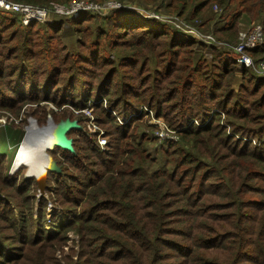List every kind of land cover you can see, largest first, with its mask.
I'll return each instance as SVG.
<instances>
[{"label":"trees","instance_id":"1","mask_svg":"<svg viewBox=\"0 0 264 264\" xmlns=\"http://www.w3.org/2000/svg\"><path fill=\"white\" fill-rule=\"evenodd\" d=\"M13 1L58 10L73 0ZM143 1L160 3L170 14L201 26L213 25L217 43H200L202 51L211 49L212 57L202 51L199 55L198 43L170 26L125 10L102 17L107 28L96 34L85 26L95 15L68 17L83 39L77 55L55 56L59 24L46 25L48 36H40V44L31 38L38 23L24 25L18 45L9 46L17 40L16 34L6 36L15 23L4 26L8 15L0 11V109L33 102L35 97L26 92L30 80L28 88L51 93L56 88L60 95L67 64V88H75L81 75L91 79L90 95L74 106L93 107L109 140L106 151H101L82 129L73 130L74 152L59 147L50 152L62 173L49 172L47 192L66 209H75L77 216L60 226L58 235L30 236L32 207L15 206L30 214L19 226L13 220L11 229L18 233L0 238V264H62L54 251L69 241L71 231L80 246L74 264H225L214 255L216 249L229 256L233 250L231 264H264V78L245 69L246 85L238 91L232 87L240 20L248 15L264 29V0ZM249 53L255 61L264 60V43ZM150 65L157 68L156 74ZM142 106L163 117L172 129H183L179 142L164 145L165 163L155 170L148 143L158 137L150 134L149 140L139 132V123L149 120L144 118L147 112L126 124L111 112L129 115ZM255 140L263 143L256 145ZM13 146L0 153V196L7 189L20 194L25 187L16 175L24 166L8 173L10 163L5 160ZM30 200L23 197L26 204ZM0 204L11 207L8 201Z\"/></svg>","mask_w":264,"mask_h":264},{"label":"rangeland","instance_id":"2","mask_svg":"<svg viewBox=\"0 0 264 264\" xmlns=\"http://www.w3.org/2000/svg\"><path fill=\"white\" fill-rule=\"evenodd\" d=\"M9 2H14L13 0H7ZM78 2H83V7H87L86 13H90L95 15V17L91 16L88 17L90 20L85 22V26H88L87 28H90L93 33H97L101 30H106V24L105 21L102 20V17L107 16L109 12L112 10H125L128 12H135L141 15L144 18L153 19L158 22H161L165 25H168L174 30L175 32H178L182 35H185L189 38L194 39L198 45L197 53L200 55L199 52L202 51V46H200V41L198 39L191 35L188 32V29L193 30L196 32V34L201 37L205 38L209 35L213 36L216 40L218 34L214 32V26L212 25L211 29L208 26H201L199 22H191L186 20L185 18H180L177 14H170L168 11L165 10V7L161 6L160 3L158 5L148 4L146 1L143 0H133L129 1H121V0H106L103 3H98L93 0H76ZM105 3V4H104ZM109 3L113 4L112 7L107 6ZM94 4L91 8L90 6ZM155 6V7H154ZM161 7V8H160ZM216 5H214L213 10H216ZM40 8V7H39ZM157 8L161 10V13L157 11ZM43 9V8H42ZM71 9H73V6H71ZM3 11V10H0ZM49 12V17L46 21L40 22V21H34L33 23H38V25H35L33 27V34L31 36L32 39L37 40L40 44V36L43 38H46L48 35L46 34V25L53 24H59L55 31V37H54V44L56 46L55 51H57V54L55 56H63L64 53L68 52V54H71L72 56H75L78 54V46L79 42L83 39V34H80L76 31L75 27L72 25V23L68 20V14L70 8H60L57 10H53L50 8L49 10H46ZM216 12V11H215ZM3 13H6L7 21L3 23L4 26L12 25V23H15L8 31H7V38L12 35H17V40L10 41L8 43L9 46L18 45V40L21 39V34L24 30V25L28 26L27 23L23 21V16L18 13L3 11ZM164 13H169V15H165ZM97 16V17H96ZM100 16V17H99ZM74 20V19H72ZM188 21V22H187ZM63 22V24H62ZM254 23H261L258 21H251V18L247 15L243 17L240 20V31H244L246 29H249L252 27V24ZM30 25V24H29ZM47 25V26H48ZM223 25V22L219 24L218 26L221 27ZM217 35V36H216ZM107 40V39H106ZM105 39L102 41V46H106L108 42ZM92 42H95L92 41ZM219 42V41H218ZM216 44V43H214ZM38 47V49H37ZM40 45L36 46V52L40 51ZM195 48V47H194ZM64 50V52H63ZM204 54L208 53L207 58L212 57V52L209 47H207L204 51H202ZM36 59L38 60V56L36 55ZM65 63V62H64ZM44 64V63H43ZM42 64V65H43ZM67 64H65V72L62 74V85L64 87V90L60 95H58L59 90L55 88V91L51 93L50 91H44L42 87L38 88L34 86L32 89L28 88L30 87L31 83L33 81H28V87L26 92L31 93L33 97H35V100L31 103H22L20 102L17 106L9 109H0L3 112H8L10 116V122L8 125L4 127H0V153L1 152H8V150L13 146L12 151L9 153V157L6 158V162L9 164V174H14L16 171L12 169V165L15 161L16 153L18 150V146L21 144L22 140L25 139V136L30 134V130H32L30 127L32 126V123L37 124L38 128H43L46 126L48 115L52 114L53 117L56 118V120L61 121L65 120L67 118H71L72 120H77L79 125L81 126V131L88 136L92 142L101 150L106 151L107 146H102L99 144L98 138L101 136V134L104 132L105 129L100 126L96 120V114L94 113V109L91 110V116L84 113H76L73 109L77 110H83V109H77L76 106H74L75 103L83 102V100L86 97V94L91 93V85L87 84L88 80H91L89 76L81 75L79 76V81L76 84L75 88H70L66 86V82L64 80L65 76L70 72V69L67 68ZM150 70L153 72V74H156L157 68L154 65H150ZM236 80L234 81L232 87L238 91L241 87L246 85L245 80L242 77V73L245 70V68H241L240 66L236 65ZM38 67V66H37ZM43 68L47 69V63L43 65ZM128 68V67H127ZM125 69L127 72L128 69ZM106 70V69H105ZM123 70V69H122ZM42 72L43 70L40 69ZM45 75H47V72H44ZM121 74L122 71H121ZM22 86L21 82L17 81L16 87L20 88ZM70 88V89H69ZM95 90H93L91 95H95ZM49 96H53V98H56V100L50 99ZM102 101L105 103L106 99H102ZM55 102H60L64 105H58ZM91 104V102H90ZM135 116L132 117L134 119L139 118L142 115L141 108L133 113ZM133 114L127 115L125 111H122L120 115L123 117V115H126L128 117L133 116ZM143 116V115H142ZM173 113L170 115V117L173 118ZM91 117L94 119L93 122L95 125L100 127L101 131L99 133H94V131H97L93 125V122L91 121ZM130 118V119H132ZM144 118L147 117L144 115ZM144 119V120H145ZM152 120V119H151ZM158 120L165 121L163 117L157 118V120H152L153 123L148 122L147 123H139L140 127V134L144 136H147V138L150 140V134L155 137L156 136V128H149V125H155V122H158ZM130 120L127 121V123ZM149 124V125H148ZM167 124V123H166ZM168 125V124H167ZM170 128V138L163 139L157 142L150 141L148 144L151 146L148 148V152L151 153V156L155 159L156 164L152 166V170H155L159 167H163L165 163V155H166V149L164 146L167 142H179L180 141V129H172ZM30 128V130H28ZM154 129V130H153ZM185 129V128H184ZM30 131V132H28ZM73 131V130H71ZM38 134V132L36 133ZM34 134V135H36ZM155 135V136H154ZM104 136L108 139V137L104 134ZM103 136V137H104ZM69 137L72 139H75L77 137V134L75 131L71 132L69 134ZM171 139V140H169ZM7 143V144H6ZM254 143L256 145H260L263 143V141H257L255 140ZM74 147V145H73ZM68 151V150H67ZM72 152V151H71ZM56 157H58L57 154H55ZM1 162V161H0ZM21 168V167H20ZM17 176V182L18 184L22 183L25 184V187L22 188V192L18 194L15 189H7L3 193L5 196H0V202L1 200L8 201L11 204V207L4 208L2 204H0V238L6 237L7 239L12 236L15 233H18L11 229L13 226V220L16 221L17 226L20 225V223L23 221V218H25V215H29V210L24 209V213L21 212L22 208H14L15 206L18 207H26L31 206L32 212H33V220L31 229L34 232H30V236L33 235H58L59 227L62 225H66L70 220L75 219L77 216V213L75 209H66L64 206L60 205L58 202H56L57 198L52 195L51 192H47L45 196H43V199L40 200L39 198V189L38 184L35 177H29V167L25 166L20 170V173L16 174ZM15 175V176H16ZM1 189H0V195H1ZM7 194H12L13 197H7ZM29 196L31 198L29 203L23 202V197ZM10 218V220H9ZM46 230V232L44 231ZM22 232V227L21 231ZM70 239L65 244H61L58 246L54 251V256L57 260L60 261L62 264H74V262H77L79 255H80V246H79V238L78 235L75 234L73 231L68 233ZM16 244L19 243V239L15 241ZM15 244V245H16ZM222 250V248H220ZM224 253L226 250H223ZM231 254L229 256V253H221L218 249H216L213 253L215 256L221 257L220 261L225 264H231L234 256V251L230 250ZM107 264H112L111 262H108Z\"/></svg>","mask_w":264,"mask_h":264},{"label":"built area","instance_id":"3","mask_svg":"<svg viewBox=\"0 0 264 264\" xmlns=\"http://www.w3.org/2000/svg\"><path fill=\"white\" fill-rule=\"evenodd\" d=\"M83 4H84L83 2H78L76 0H73L70 4H68L64 8L66 7L70 8L71 11H69V13L67 14L70 18L75 19V18H78L80 14L86 11L85 8L87 7H83L82 6ZM93 5L94 4H92L90 7L93 8L92 7ZM112 5L113 4L109 3L107 6L112 7ZM71 6H73V9H71ZM215 8L216 10H218L217 6ZM49 9L48 8L42 9L39 7L24 5V4H20L17 2L14 3V2H9L7 0H0V10L21 14L23 16V21L25 22V24L27 23V25L33 23L34 21H40V22L46 21L47 18L49 17V12H47L46 10H49ZM52 9L54 10V8ZM188 32L191 35L195 36L198 39V41L208 46H211V45H214V43H217V40L211 35L205 38H201L196 34V32H194L191 29H188ZM263 43H264L263 26L261 24H253L249 30H244L239 33V40L237 44L233 46V50L236 53L237 65L240 66L241 68L252 69L258 76L262 78H264V60L255 61L254 58L249 53V51L262 45ZM205 54L208 56V53H205ZM95 103L96 101H91V104H95ZM105 106H106V102H105ZM73 110L76 113H84V114H88L89 116H91V110L93 109L92 107H88L86 109L79 110L78 112L75 109ZM143 110L147 112L145 116L149 118V122L153 123L152 122L153 119L157 120L158 117L156 116L155 111L149 109L147 106H142L141 112H143ZM111 112L114 114L116 119L122 124H126L127 121L130 120V118L135 116L133 113H132L133 116H130V117L123 115L124 116V119H123L120 113H117L113 110H111ZM10 116L11 115L8 112H3L0 110V127H4L8 125L11 119ZM93 120L94 119L91 117L92 122ZM93 125L95 126L94 128L97 130V131H94V133H99V131H101L100 130L101 128L95 125L94 122H93ZM155 125H156V131H158L156 132L158 141L170 138V135H169L170 128L165 122L163 123V121L158 120V122H155ZM104 134H105V131L98 138L99 144H101L103 147L108 146V142H109V140L104 136Z\"/></svg>","mask_w":264,"mask_h":264},{"label":"water","instance_id":"4","mask_svg":"<svg viewBox=\"0 0 264 264\" xmlns=\"http://www.w3.org/2000/svg\"><path fill=\"white\" fill-rule=\"evenodd\" d=\"M44 128H47L45 135L50 137L51 147H47L45 151L46 166L43 168L40 174L35 176L39 189V198L47 194L49 172L56 174L62 173V168L50 152L54 151L56 147L74 152L73 139L70 138L68 134L71 130H80L81 126L77 120H72L71 118L57 122L53 115L49 114L46 126ZM12 169L15 170L14 167H12ZM29 177L34 176L28 175V178Z\"/></svg>","mask_w":264,"mask_h":264},{"label":"bare ground","instance_id":"5","mask_svg":"<svg viewBox=\"0 0 264 264\" xmlns=\"http://www.w3.org/2000/svg\"><path fill=\"white\" fill-rule=\"evenodd\" d=\"M30 128L32 130H30ZM28 132L21 144L18 146L15 161L12 165L16 170L22 166L29 167V175L36 176L40 174L45 163V151L47 147H51L50 137L45 135L47 128H38L37 124L32 123ZM38 132V134H36ZM36 134V135H34Z\"/></svg>","mask_w":264,"mask_h":264},{"label":"crops","instance_id":"6","mask_svg":"<svg viewBox=\"0 0 264 264\" xmlns=\"http://www.w3.org/2000/svg\"><path fill=\"white\" fill-rule=\"evenodd\" d=\"M246 30H249V29H246Z\"/></svg>","mask_w":264,"mask_h":264}]
</instances>
